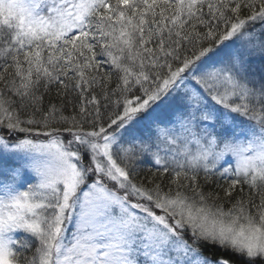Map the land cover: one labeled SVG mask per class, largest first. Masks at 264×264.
Listing matches in <instances>:
<instances>
[{"label": "snow or ice", "instance_id": "snow-or-ice-1", "mask_svg": "<svg viewBox=\"0 0 264 264\" xmlns=\"http://www.w3.org/2000/svg\"><path fill=\"white\" fill-rule=\"evenodd\" d=\"M0 264H264V0H0Z\"/></svg>", "mask_w": 264, "mask_h": 264}]
</instances>
